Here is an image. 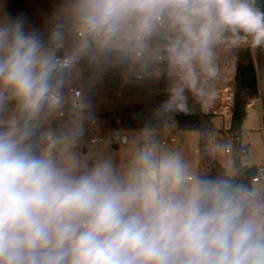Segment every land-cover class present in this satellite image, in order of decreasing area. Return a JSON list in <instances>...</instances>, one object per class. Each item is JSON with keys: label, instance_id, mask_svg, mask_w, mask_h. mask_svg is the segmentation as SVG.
Returning <instances> with one entry per match:
<instances>
[{"label": "clouds", "instance_id": "9594fccd", "mask_svg": "<svg viewBox=\"0 0 264 264\" xmlns=\"http://www.w3.org/2000/svg\"><path fill=\"white\" fill-rule=\"evenodd\" d=\"M61 16L80 51L165 60L180 77L172 102L196 87L197 66L215 77L213 48L225 36L264 49L257 0H65ZM25 19L0 0V107L8 93L20 111L0 127V264H264V202L190 176L178 155L145 148L117 169L62 161L56 141L37 151L27 121L70 60Z\"/></svg>", "mask_w": 264, "mask_h": 264}, {"label": "trees", "instance_id": "16d2710c", "mask_svg": "<svg viewBox=\"0 0 264 264\" xmlns=\"http://www.w3.org/2000/svg\"><path fill=\"white\" fill-rule=\"evenodd\" d=\"M65 0H9L13 12L23 11L25 27L39 35L46 48L53 49L54 55H64V48H57L51 43V36L60 31L64 40L71 36L80 42L68 21L61 16ZM257 7L264 10V0H257ZM64 40L62 41L64 44ZM81 87L87 105L84 114L95 119L105 131L122 129L128 132H143L159 128L169 119H173L181 131H195L200 136V148L209 139L211 120L201 114L200 90L185 87L182 98L176 102L170 100L172 85L166 80H134L128 75V62L112 54H97L82 51ZM258 73L253 58L248 50L239 54L237 62L236 94L234 104L233 127L240 131L247 117L246 103L249 98L259 93V81L264 82V53L257 55ZM66 73H62L58 88L66 89ZM56 88V89H58ZM32 130L31 142L39 148V133ZM235 153L240 146L233 144ZM204 164L210 170L199 180L227 182V169L219 162H209L208 154H201ZM238 182L234 188L245 191L250 181L244 180V173L239 158L234 157ZM246 192V191H245Z\"/></svg>", "mask_w": 264, "mask_h": 264}, {"label": "built area", "instance_id": "2783aa9c", "mask_svg": "<svg viewBox=\"0 0 264 264\" xmlns=\"http://www.w3.org/2000/svg\"><path fill=\"white\" fill-rule=\"evenodd\" d=\"M78 40L80 37L77 33ZM74 49L78 50L74 54L73 49L64 55H55L61 62L70 63L64 70L66 73V89H55L50 99L47 100L41 109V112L27 123L31 129L39 133V148L60 140L83 141L92 145L105 143L109 138L112 144L125 146L129 143L127 132L122 129L105 131L98 126V122L84 114L87 107L84 94L81 87L82 63L80 42H76ZM57 48H64L63 42L57 43ZM248 50L253 58L258 73L257 55L264 53V49L251 47L249 42L244 39L235 41L231 36H225L214 45L213 48V66L216 69L215 77L209 79L207 74L197 66V85L195 88L200 90L201 114L211 120L209 124V136H214L215 143L220 145L223 142L240 143V131L234 130L233 116L236 94L237 62L239 54ZM75 57V59H71ZM128 75L134 80H166L172 87L180 80L178 74L173 72L165 60L158 62H147L143 65L128 62ZM258 106L261 114L264 112V96L259 93L255 97L248 99L247 108ZM20 111L18 101L11 98L8 93H4L2 107H0V127H3L8 121L19 119ZM261 133L264 136V118L261 119ZM55 125V126H54ZM176 125L173 119H169L162 126L148 132L151 135L162 136L161 140L152 139L145 144V148L154 151L162 146L174 144L178 140L173 129L169 126ZM177 128V126H176ZM178 129V128H177ZM221 149L223 146H219ZM58 147H56L57 149ZM144 148V149H145ZM226 155L231 153L227 147L224 150ZM214 162V161H213ZM210 170L209 164H203L201 174L204 176ZM264 179V165L256 169V174L251 178L252 183H259Z\"/></svg>", "mask_w": 264, "mask_h": 264}, {"label": "rangeland", "instance_id": "374dc122", "mask_svg": "<svg viewBox=\"0 0 264 264\" xmlns=\"http://www.w3.org/2000/svg\"><path fill=\"white\" fill-rule=\"evenodd\" d=\"M76 42L71 36L64 40L65 52L69 53L73 49L74 54L78 53L74 49ZM53 51V49H50ZM54 53V51H53ZM259 70V69H258ZM260 93L264 96V82L259 81ZM264 117V112H263ZM261 112L258 106L247 108V117L240 130V146L239 153H235L233 143L223 142L220 145L215 143L214 136L211 134L206 145L200 148V136L195 131H181L176 125L169 126L178 136V140L174 144L162 146L156 150L157 154H175L178 155L190 176L199 179L201 167L204 164L201 154H208L209 162H219L228 171V176L236 178V168L234 157L239 158V163L243 169V173L251 168H258L264 165V136L261 133ZM129 143L120 146L115 150L108 138L105 143L92 145L83 141L60 140L57 142L58 150L61 155L58 156L62 161L71 162L73 159L78 165H86L91 167L101 160H111L117 169L125 168L131 161L133 155L145 148V144L150 141L161 140L162 136L151 135L148 131L143 132H127ZM219 146H223L221 149ZM229 148L231 153L226 155L225 148ZM245 191L251 194V197L258 202H262L258 197L260 193H264V179L259 184H251L250 187L245 186Z\"/></svg>", "mask_w": 264, "mask_h": 264}, {"label": "water", "instance_id": "95a60500", "mask_svg": "<svg viewBox=\"0 0 264 264\" xmlns=\"http://www.w3.org/2000/svg\"><path fill=\"white\" fill-rule=\"evenodd\" d=\"M56 33H57V32H55V33L51 36V43H52V44H56L57 42H62V41L64 40V37H63L62 35H60V39L57 40V39L55 38V37H56ZM54 126H55V125H54ZM113 147H114L115 150H118V149H119L118 144H114ZM255 174H256V168H252V169H249V170L245 171V172H244V180H248V181H250L251 178H253V177L255 176ZM227 182H228L229 184H232L233 186H237V185H238V182H234L233 179H231V178H229V179L227 180Z\"/></svg>", "mask_w": 264, "mask_h": 264}, {"label": "crops", "instance_id": "0c3cea01", "mask_svg": "<svg viewBox=\"0 0 264 264\" xmlns=\"http://www.w3.org/2000/svg\"><path fill=\"white\" fill-rule=\"evenodd\" d=\"M75 42V41H74ZM262 116H263V114H261V118H262ZM264 118V117H263ZM61 153H62V151L61 150H58V148L57 149H55L54 150V155L56 156V157H58L59 155H61ZM252 169V168H251ZM252 184V182H251V180H250V185ZM254 184V183H253ZM255 184H259V183H255ZM258 197H260L261 198V201L262 202H264V193H260L259 195H258Z\"/></svg>", "mask_w": 264, "mask_h": 264}]
</instances>
